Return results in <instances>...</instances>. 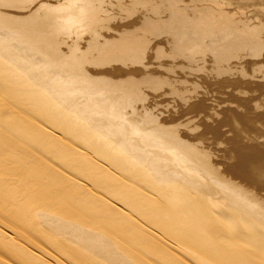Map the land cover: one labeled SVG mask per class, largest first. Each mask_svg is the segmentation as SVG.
Returning a JSON list of instances; mask_svg holds the SVG:
<instances>
[{"label": "bare ground", "instance_id": "6f19581e", "mask_svg": "<svg viewBox=\"0 0 264 264\" xmlns=\"http://www.w3.org/2000/svg\"><path fill=\"white\" fill-rule=\"evenodd\" d=\"M263 86V1L0 0V264H264Z\"/></svg>", "mask_w": 264, "mask_h": 264}, {"label": "rangeland", "instance_id": "374dc122", "mask_svg": "<svg viewBox=\"0 0 264 264\" xmlns=\"http://www.w3.org/2000/svg\"><path fill=\"white\" fill-rule=\"evenodd\" d=\"M258 1L259 2L263 1L264 2V0H258ZM114 26L117 28L116 25H113L112 26V28H113L112 30L113 31L118 30ZM106 35L108 36L107 39L111 40L110 35H108V34H106ZM85 37H87V36H85ZM164 76L165 75H163V77ZM240 90H246V89H242L241 88ZM230 91H231V88H227L226 89V94L231 93ZM245 92L248 93L245 96L244 95L240 96L237 93H235V95H237L238 97H244L246 99H249L251 96H254L253 97L254 100L252 102L253 111H252V113L250 115L253 116L256 113H264V86H263L262 89L257 90V91H245ZM161 94H163V92H161ZM161 94H158V95L156 94L155 96H159ZM214 94L211 95V97L214 96L215 99L213 97L212 98L210 97L211 101L210 100L208 101L210 104L214 101V104H212L213 106H215V105L217 106L218 102H220L221 105H228V103H232V104H234L233 108H235L238 113H242V114L245 113V109L244 108L241 107V108L237 109V107H236L237 103H235L236 102L235 100H231L230 98H228L229 96L228 97H224V96H226V94L225 95H221V94H217L216 92H214ZM161 97H166V96H162L161 95L159 97H156L155 101L157 103H159V102H161V101L163 102L165 100L166 103L165 102H163V103L161 102V104L165 105V104H167V101H170L169 97H171V96H167L168 98L166 97V99L161 98ZM216 97H218L219 99L216 98ZM150 98H153V97L150 95ZM220 98H222V99H220ZM218 100H220V101H218ZM221 100L224 101V102H221ZM255 103H259V104H261L263 106L261 108V110L255 109V107H254ZM221 119H222V116L218 117L217 121H220ZM215 126H216V124L214 125V127ZM219 129H220V137L219 138H217V137H215L213 135L208 136V139L206 138L207 142H214L215 143V144H211L209 146L210 148H206V150L207 151L209 150L208 152L211 155L213 163L216 164V162H218L217 165L218 166L221 165L220 167H224L225 165L232 163V159L234 158V155H235L234 147H235L236 143L239 146L240 145H242V146L243 145H247V146H249V145H257V147L259 145L264 144V120H256L253 123H251V124L249 123L247 125L245 123H243V122H236V121L232 120L228 124H225V125L221 126ZM235 136L238 138V142L234 141L233 137H235ZM213 145H214V147H213ZM213 150L216 151V152H212ZM214 153H216V154H214ZM262 153H263V156H264V149L262 150ZM261 175H259L260 178H259L258 174L250 176V178L247 179L248 181L247 180L242 181L241 179L234 178L232 176L226 177L228 179L227 180L225 179V180L227 182L229 181V182H232V183H235V184L238 183L241 186L244 185V188L248 189L251 192V194H253L255 196V198L258 200L260 205L264 206V173L261 174ZM249 180H251L252 182L249 181ZM250 183L252 185H250ZM235 187H237V186H235Z\"/></svg>", "mask_w": 264, "mask_h": 264}]
</instances>
